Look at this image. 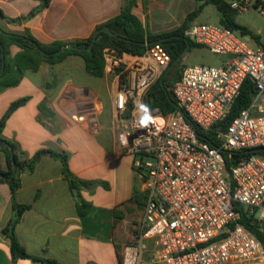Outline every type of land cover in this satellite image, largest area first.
Here are the masks:
<instances>
[{
  "label": "built area",
  "instance_id": "obj_1",
  "mask_svg": "<svg viewBox=\"0 0 264 264\" xmlns=\"http://www.w3.org/2000/svg\"><path fill=\"white\" fill-rule=\"evenodd\" d=\"M230 7L252 8L264 19V0H230ZM184 35L229 59L185 68L170 86L175 109L167 114L148 104L171 62L161 44L142 54L109 46L102 52L104 69L116 77L117 121L146 193L139 232L121 262L264 264V246L236 208H248L264 232V156L255 153L264 150V40L209 23H192ZM247 80L255 88L251 102L221 127Z\"/></svg>",
  "mask_w": 264,
  "mask_h": 264
},
{
  "label": "crops",
  "instance_id": "obj_2",
  "mask_svg": "<svg viewBox=\"0 0 264 264\" xmlns=\"http://www.w3.org/2000/svg\"><path fill=\"white\" fill-rule=\"evenodd\" d=\"M144 1L48 0L43 6V0H0V29L29 30L43 44L84 40L119 15L126 3H133L132 12L140 19L137 11ZM10 51L14 56L20 48L12 45ZM47 83H51L48 88ZM115 94L114 74L105 69L99 76L90 74L78 55L53 66L42 62L37 70L27 69L18 85L0 92V119L13 102L28 98L3 130L20 151L29 158L42 149L66 153L73 176L104 183L81 190L92 203L90 212L81 217L60 159L44 155L32 171L22 172L14 200L30 208L22 214L16 233L29 254L63 264H122L127 234L135 238L139 232L146 193L117 121ZM0 162L7 170L3 152ZM137 209L142 217L135 223ZM13 214L11 188L0 183V264H48L24 258L14 261L4 232Z\"/></svg>",
  "mask_w": 264,
  "mask_h": 264
},
{
  "label": "trees",
  "instance_id": "obj_3",
  "mask_svg": "<svg viewBox=\"0 0 264 264\" xmlns=\"http://www.w3.org/2000/svg\"><path fill=\"white\" fill-rule=\"evenodd\" d=\"M200 4L196 6L194 11L187 14L184 22L176 29L162 34L154 33L143 25L142 21L132 12L133 3H126L121 13L108 21L99 25L97 29H102L90 47L93 36L84 40H74L70 42L54 41L49 44L39 42L29 30L22 33L8 32L0 29V92L6 88L16 86L23 78L24 71L27 69L37 70L42 62H46L51 66L63 61L70 55H78L82 57L86 64V70L95 76L102 74L104 69V60L102 56L105 47H113L120 52H130L133 54H142L148 45L159 43L171 56L170 65L179 58L189 44L187 52L192 47L198 46L192 40L185 37V30L192 24L194 19L200 15L203 7L207 4L214 5L220 15V25L230 28L242 36L251 37L257 44H263L259 34L254 33L248 27L239 24L236 21L238 14L230 7V0H198ZM48 4V0H43V6ZM0 14L2 11L0 10ZM34 14V13H33ZM10 22H17L19 19L5 18ZM17 45L20 52L12 56L10 47ZM66 45L70 47L64 49ZM264 45V44H263ZM186 52V53H187ZM185 53V54H186ZM185 54L179 58L178 62L170 71H166L163 75V85L160 80L153 86L148 97V104L152 107H160L164 114L175 109V102L170 93V86L178 81L182 75L181 61ZM3 65H5L3 69ZM3 69V70H2ZM51 83H47L46 87H50ZM169 93V95L167 94ZM255 94V88L251 80H247L244 84L241 94L236 100L233 110L229 117L224 121L221 127H226L230 121L238 114L241 109L246 108ZM28 98H21L13 102L4 116L0 119V152L6 155L8 169L3 170L0 162V183H7L13 195V217L4 227V232L10 240L11 253L14 261L17 258L31 259L34 261L44 262L48 264H63L54 259L40 258L29 254L18 240L16 229L21 221L22 214L30 208L29 205L18 204L14 200L15 192L20 187V174L22 172H30L36 163L44 155H50L58 158L63 163V171L69 186L78 199V210L81 217L92 208V203L85 200L81 195L82 189H89L96 185H102L100 181H87L72 175L68 166V154L58 153L50 149H42L33 157L29 158L23 151L19 150L17 143L6 138L3 130L10 115L20 106L27 102ZM199 133L200 130H198ZM212 142L208 135H204ZM256 154L264 156V150L255 151ZM12 155L14 157L16 168L13 167ZM236 157V154H232ZM139 196H135L137 201ZM237 210L242 214L241 223L245 225L263 244L264 232L259 229L257 219L254 214H250L248 208L236 205Z\"/></svg>",
  "mask_w": 264,
  "mask_h": 264
},
{
  "label": "rangeland",
  "instance_id": "obj_4",
  "mask_svg": "<svg viewBox=\"0 0 264 264\" xmlns=\"http://www.w3.org/2000/svg\"><path fill=\"white\" fill-rule=\"evenodd\" d=\"M200 4L198 0H145L143 7L137 11L141 17L146 29L162 34L165 32L172 31L178 28L186 19L188 13L194 11L196 6ZM236 21L251 29L254 33L261 36L264 40V19L252 8L238 13L236 15ZM192 23H209V24H220V15L217 8L212 4H207L203 7L202 12L198 17L194 19ZM229 59L226 55L213 54L205 47L194 46L189 52L185 54L181 61V72L187 68L195 65H210L220 66L223 62ZM142 217V211L137 209L134 212L133 220L135 223ZM134 222H131L132 224ZM130 223V224H131ZM129 225V228L130 226ZM127 228V229H129ZM134 239L127 234L126 242Z\"/></svg>",
  "mask_w": 264,
  "mask_h": 264
},
{
  "label": "water",
  "instance_id": "obj_5",
  "mask_svg": "<svg viewBox=\"0 0 264 264\" xmlns=\"http://www.w3.org/2000/svg\"><path fill=\"white\" fill-rule=\"evenodd\" d=\"M101 30H102V29H97V30L95 31V33L93 34V38H92V42H91V44H90V47H92V46L94 45V42L96 41L97 35H98V33H99ZM189 46H190V45L188 44L187 47H186V49H185V50L183 51V53L179 56V58L182 57V56L187 52ZM69 47H70L69 45H66V46L64 47V49H67V48H69ZM179 58L176 59V60H175L170 66H169L167 72L170 71V70L174 67V65L178 62ZM4 67H5V65H3V69H4ZM3 69H2V70H3ZM163 79H164L163 77L160 79V82H161L162 85H163V82H164ZM167 94L169 95V93H167ZM169 96H170V95H169ZM12 163H13V167L16 168V165H15V161H14V157H13V155H12Z\"/></svg>",
  "mask_w": 264,
  "mask_h": 264
}]
</instances>
